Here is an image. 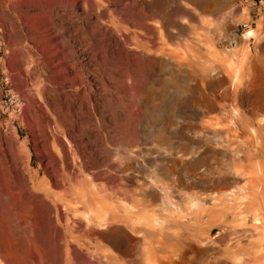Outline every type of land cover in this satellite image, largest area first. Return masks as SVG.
Masks as SVG:
<instances>
[{
	"label": "rangeland",
	"instance_id": "1",
	"mask_svg": "<svg viewBox=\"0 0 264 264\" xmlns=\"http://www.w3.org/2000/svg\"><path fill=\"white\" fill-rule=\"evenodd\" d=\"M100 1L0 0L8 50L0 49V264H264V216L257 223L251 213L264 203V194L256 192H264V7L254 0H214L204 26L184 11L193 1ZM144 6L157 9L163 30L176 34L172 48L178 59L150 63L141 72L145 86L131 89L140 52L123 36L128 30L146 32L150 22L143 28L138 19L128 21ZM248 27L252 35L244 32ZM148 58L143 62L153 60ZM75 72L85 93L67 98L66 79ZM203 118L208 131L231 118L240 129L221 135L223 143L213 136L209 141ZM149 176L166 191L148 183ZM238 188L256 204H239L247 201ZM197 194H206L205 212L193 208ZM84 195L126 220L120 224L134 237L110 242L106 228L87 220Z\"/></svg>",
	"mask_w": 264,
	"mask_h": 264
},
{
	"label": "bare ground",
	"instance_id": "2",
	"mask_svg": "<svg viewBox=\"0 0 264 264\" xmlns=\"http://www.w3.org/2000/svg\"><path fill=\"white\" fill-rule=\"evenodd\" d=\"M75 1H77V0H75ZM98 1H100V0H98ZM162 1V0H161ZM164 1V0H163ZM174 1V0H173ZM175 1H177V0H175ZM187 1V0H186ZM188 1H193L192 3L194 4V5H192V6H194V7H192V8H190V6H187V4H186V6H185V8H184V11L185 12H189V16H193V17H195V19L197 18H199V20L201 21V23H202V25H204V23H205V20H204V18H203V16H205V14H207L209 11H210V9H212L213 7H214V4H215V1L214 0H188ZM101 2V1H100ZM180 2V1H179ZM140 3H143V4H147L148 6L150 5V2H145L144 0H140ZM164 3L166 4L167 3V1L165 2L164 1ZM214 3V4H213ZM218 3V2H217ZM154 4H156V3H154ZM158 4H160V3H158ZM179 4V3H178ZM178 4H176L177 6H178ZM101 5V4H100ZM176 5H175V7H176ZM103 6V5H102ZM148 6H144V7H142V10H141V12H137V13H131V19H129L128 21H134L135 20V23H136V20L138 19L139 21L137 22V24H139V25H141L143 22L145 23V24H147L148 22H150V23H148L149 24V27H147L148 26V24H147V28H145L146 29V32L145 33H142V32H144V31H142V32H138L137 31V33L138 34H136L135 33V31H131L130 30V32H129V30L127 31V32H125V35L123 36V41H125L124 43H127L128 44V41L129 42H131V44L132 45H135V47L139 50V52H140V55H138L137 56V59H139L140 60V62H138V63H136L135 65H133V69H131V73L133 74V76H132V78H131V80H132V85L130 86V84L128 85V86H130L131 87V89H134V88H139V87H142L143 85H144V82H143V80H142V74H141V72L146 68V67H148L149 65H150V63L152 64V65H156V63L158 62V60L160 59V58H162V57H164V56H167L168 58H167V60H169L170 62H172L173 60H174V58H175V56H176V51L174 50V48H172V41L174 40V37L176 38V34L174 33V31H172V29H171V31L170 30H163L164 28L161 26V21L160 20H156L155 18L157 17V15H158V13H160L159 11H157V9H155V8H152V7H149V9H147V7ZM151 6H152V4H151ZM156 6H158V5H156ZM168 6H170V5H168ZM218 6V5H217ZM155 7V6H154ZM173 7V6H172ZM182 7V5L180 6V8ZM157 8H160V6H158ZM164 8V7H163ZM168 8V7H167ZM175 9H177V8H175ZM163 10V9H162ZM161 10V11H162ZM213 10V9H212ZM183 11V10H182ZM183 11V12H184ZM163 12H165V10L163 11ZM169 12V11H168ZM181 12V11H180ZM166 13V12H165ZM174 13V12H173ZM178 13V12H177ZM176 13V14H177ZM182 13V12H181ZM210 13V12H209ZM122 14V13H121ZM161 14H163V13H161ZM168 14V13H167ZM172 14V13H171ZM178 15V14H177ZM167 16V15H166ZM165 16V17H166ZM180 16H181V14H180ZM162 17V16H161ZM171 17V16H170ZM191 18L192 20H194V18ZM112 18H114V17H112ZM121 18V17H120ZM163 18V17H162ZM175 18V17H174ZM157 19H159V18H157ZM176 19V18H175ZM165 20V19H164ZM166 20H167V18H166ZM177 20H179V19H177ZM198 20V21H199ZM208 20V19H207ZM115 21V20H114ZM120 21V20H119ZM174 21V20H173ZM199 21V22H200ZM209 21V20H208ZM112 22H113V20H112ZM116 22V21H115ZM115 22H113V27L114 28H116L118 25H116L117 23H115ZM132 22H130V24L132 23ZM167 22V21H166ZM170 22V21H169ZM175 22V21H174ZM173 22V23H174ZM178 22V21H177ZM196 22H197V20H196ZM129 23V22H128ZM164 23V22H163ZM194 24V23H193ZM200 24V23H199ZM206 24V23H205ZM143 25V24H142ZM172 25V24H171ZM170 25V26H171ZM175 25L177 26L178 24H176L175 23ZM179 25H180V23H179ZM130 26V25H129ZM137 26V25H136ZM169 26V27H170ZM182 26H184V24L182 25ZM191 26H193V25H191ZM205 26V25H204ZM166 27V26H165ZM167 27H168V25H167ZM168 27V28H169ZM172 27V26H171ZM195 27V26H194ZM137 28H138V26H137ZM143 28H144V25H143ZM173 28V27H172ZM183 28V27H182ZM185 28V27H184ZM167 29V28H166ZM191 29V28H190ZM135 30V29H134ZM178 30V29H177ZM181 30V29H180ZM179 30V31H180ZM183 30V29H182ZM253 30H254V28H252V27H248L244 32H249V34H253L252 32H253ZM175 31H176V29H175ZM186 31V30H185ZM202 31V30H201ZM178 33V32H177ZM180 33V32H179ZM185 33V32H184ZM190 33V32H189ZM204 33H205V31H204ZM185 34H187V33H185ZM192 34V33H191ZM180 35H181V33H180ZM183 36V35H182ZM242 36H244V33L242 34ZM246 36V35H245ZM253 36H251L250 37V39L252 38ZM128 38V39H127ZM186 38V37H185ZM178 39V38H177ZM128 40V41H127ZM187 41V40H186ZM190 41H192V40H190ZM77 44V43H76ZM75 44V45H76ZM168 45V46H167ZM170 45V46H169ZM78 46V45H77ZM188 45H186V47H187ZM192 48V47H191ZM187 49H189V46H188V48ZM190 51V50H189ZM185 53V52H184ZM179 54V53H178ZM183 55V54H182ZM185 55H186V53H185ZM189 55V54H188ZM129 56V55H128ZM135 56V55H134ZM190 56V55H189ZM149 57V58H148ZM178 57V56H177ZM188 57V56H187ZM146 58H148L149 60H150V58H153V60H148L149 62V64L148 63H145L146 61H147V59ZM135 59V58H134ZM144 59H146V61H144L143 62V60ZM176 59H178V58H176ZM175 59V60H176ZM139 60H136V62L137 61H139ZM161 60V59H160ZM165 60H166V58H165ZM164 60V61H165ZM175 60L173 61L174 63H175ZM188 60H189V58H188ZM191 60V59H190ZM185 60H182V62H184ZM163 62V61H162ZM172 62V63H173ZM189 62V61H188ZM243 62V61H242ZM158 63H160V62H158ZM179 63V62H178ZM133 64V63H132ZM162 64V63H161ZM180 64V63H179ZM148 65V66H147ZM172 65V64H171ZM177 65V64H176ZM129 66V65H128ZM151 66V65H150ZM157 66V65H156ZM160 66V65H159ZM166 66V65H165ZM167 66H169V65H167ZM153 67V66H152ZM172 67V66H171ZM173 67H175V66H173ZM172 67V68H173ZM127 69H129V67L127 68ZM147 69V68H146ZM145 69V70H146ZM154 69H156V67L154 68ZM170 70H171V68H169ZM174 70V69H173ZM125 71V70H124ZM127 72V71H126ZM144 73V72H143ZM130 74V73H129ZM144 76V75H143ZM81 77V76H80ZM79 77V75H78V73H74L73 75H72V77H70L69 79L67 78L66 79V81H67V84H69L70 86L68 87H65V91H63V93L66 95V97L68 98V97H72V96H77L78 94H80L81 92L82 93H85V90H84V92H83V89H85V85L86 84H84L85 82H84V80L82 81L81 80V78ZM130 78V77H129ZM145 78H146V75H145ZM166 78V77H165ZM66 81H65V84H66ZM79 81H80V83H79ZM86 81V80H85ZM126 81H128V79L126 80ZM84 82V83H83ZM89 83H90V81H89ZM105 83V82H104ZM118 83V82H117ZM120 83V82H119ZM126 83H130V82H126ZM88 84V83H87ZM114 84H115V82H114ZM88 85H90V84H88ZM116 85V84H115ZM121 85V84H120ZM127 85V84H126ZM154 85V84H153ZM110 86V85H109ZM122 86V85H121ZM145 86V85H144ZM87 87H90V86H87ZM127 87V86H126ZM92 87H90L89 89H91ZM103 88V87H102ZM110 88V87H109ZM116 88V87H115ZM87 89V88H86ZM108 89V86H105V90H107ZM111 89H113L114 90V85H113V88H111ZM117 89V88H116ZM116 89L114 90V91H116ZM66 90H72V91H74V92H76V93H68V92H66ZM97 90V89H96ZM99 90V89H98ZM103 91V90H102ZM111 92H112V90H111ZM203 92V91H202ZM96 93V92H95ZM102 93H104V92H102ZM107 93V92H106ZM200 94H201V92H200ZM205 95V94H204ZM203 95V96H204ZM229 95V94H228ZM208 96V95H207ZM216 96V95H215ZM200 97V96H199ZM206 97V96H205ZM211 97V96H210ZM214 98V97H213ZM200 99H201V97H200ZM209 99V98H208ZM205 100V99H204ZM207 100V99H206ZM205 100V101H206ZM210 100V99H209ZM212 100V103H213V100L214 99H211ZM199 101H202V99L201 100H199ZM216 102V101H215ZM206 103V102H205ZM210 103V102H209ZM217 103V102H216ZM201 104V103H200ZM207 105H208V103H207ZM210 105H212V104H210ZM214 105V104H213ZM212 105V106H213ZM216 105V104H215ZM203 106V105H202ZM201 106V107H202ZM218 106V105H217ZM205 107V106H204ZM215 107V106H214ZM214 107H212V108H214ZM220 107V106H219ZM71 108V107H70ZM199 108V107H198ZM203 108V107H202ZM206 108H208L207 106L204 108V109H206ZM211 108V107H210ZM211 108V109H212ZM217 108V107H216ZM210 109V110H211ZM198 110V109H197ZM218 110V109H217ZM220 110V109H219ZM222 110V109H221ZM199 111V110H198ZM206 111H208V110H206ZM214 111V113H215V109L213 110ZM213 111H211V112H213ZM222 111H225V110H222ZM68 112H70V111H68ZM197 112V111H196ZM200 112V111H199ZM198 112V113H199ZM203 112V111H202ZM252 112V111H251ZM197 113V114H198ZM238 113V112H237ZM237 113H236V115L234 114V112H233V114H232V116H234V117H236V116H238L237 115ZM200 114V113H199ZM201 114H204V113H201ZM207 114V113H206ZM205 114V115H206ZM208 115V114H207ZM202 116V115H201ZM254 117H257L256 115H253ZM199 117V116H198ZM209 117V116H208ZM199 118H201V117H199ZM211 118V117H210ZM238 117H236V119H237ZM208 119V118H207ZM213 119V118H212ZM211 119V120H212ZM215 120H216V118H214ZM225 119V118H224ZM227 119V118H226ZM232 119V118H231ZM231 119H230V121H229V123H226L225 125L223 124V125H219V126H221V127H217V128H214V129H212L211 131L209 130H205V129H207L208 128V126H209V121H208V125H207V123H206V125L207 126H205V121L206 120H204V118L202 119V121L204 120V124L202 125L204 128H202V129H204L205 131H204V133H203V135L204 136H206V137H209V141H211V136H213L214 138L215 137H218L219 139H221L222 140V143H223V138H222V136L221 135H223V134H226V135H229L230 133H235L236 131H237V129L239 128H237V126H239V124H237V122H232L231 121ZM238 119H240V118H238ZM237 119V120H238ZM253 119V118H252ZM251 119V120H252ZM199 120V119H198ZM209 120V119H208ZM219 120V119H218ZM241 120V119H240ZM184 121V120H183ZM201 121V120H200ZM227 121V120H226ZM225 121V122H226ZM253 122H254V120H252ZM257 121V120H256ZM186 122V121H185ZM216 122H218V121H216ZM231 122V123H230ZM239 122V121H238ZM253 122H252V124H253ZM198 123V122H197ZM201 123H203V122H201ZM201 123H200V126H201ZM248 123H249V121H248ZM247 123V124H248ZM255 123V122H254ZM199 124V123H198ZM219 124V123H218ZM218 124L217 125H215V126H218ZM243 123L240 121V125H242ZM259 124V123H258ZM211 125V124H210ZM245 125H243L242 127H244ZM261 126H263V125H261ZM212 127H214V125L212 126ZM235 127V128H234ZM249 128H247V129H250V132H251V128L253 127H251L250 125L248 126ZM199 128V127H198ZM245 128V127H244ZM259 128H261V127H259ZM200 130H201V128H199ZM240 129V128H239ZM264 129V128H263ZM263 129H262V131H263ZM196 130H197V128H196ZM243 130V129H242ZM245 130V129H244ZM254 130H256L255 129V126H254V128H253V131H252V133H255L254 132ZM258 131H256V133H257ZM260 132H261V130H260ZM197 133V132H196ZM199 133V132H198ZM238 133V132H237ZM251 133V134H252ZM241 134V133H240ZM258 134V133H257ZM226 135H224V136H226ZM234 135H236V134H234ZM233 135V136H234ZM256 135V134H255ZM198 136V135H197ZM197 136L195 137V135H194V137L195 138H197ZM199 136H201V133H199ZM231 136V135H230ZM229 136V137H230ZM238 136V135H237ZM251 136V135H250ZM211 137V138H210ZM227 137V136H226ZM236 137V136H235ZM239 137V136H238ZM254 136L252 135V138H253ZM257 136H255V138H256ZM201 138H203V136L201 137ZM205 138V137H204ZM240 138V137H239ZM242 138V137H241ZM240 138V139H241ZM251 138V140L253 141V139ZM254 138V140L256 141V139ZM264 138V137H263ZM262 138V139H263ZM232 139H234V138H232ZM245 138H243L242 140H244ZM73 140V139H72ZM95 140H97V139H95ZM205 140V139H204ZM228 140H231V139H228ZM227 139H226V141H228ZM239 140V139H238ZM241 140V141H242ZM165 141V140H164ZM179 141H181V140H179ZM201 141H203L202 139H201ZM66 142V141H65ZM69 142V141H68ZM102 142V141H101ZM152 142V141H151ZM158 142V141H157ZM196 142V141H195ZM233 142V141H232ZM245 142H246V139H245ZM254 142V141H253ZM256 142H258L259 143V140L258 141H256ZM264 142V141H263ZM96 143V142H95ZM94 142H93V144H95ZM160 143V142H159ZM163 143V142H162ZM169 143V142H168ZM189 143V142H188ZM197 143V142H196ZM217 143H219L218 141H217ZM217 143H215V145L217 144ZM221 143V144H222ZM248 143H249V141H248ZM247 143V144H248ZM69 144H70V142H69ZM91 144V143H90ZM133 144V143H132ZM164 144V143H163ZM162 144V145H163ZM220 144V143H219ZM226 144H227V142H226ZM228 144H229V142H228ZM228 144H227V146H228ZM237 144H239V142L237 143ZM262 144V143H261ZM65 145H67V144H65ZM87 145V144H86ZM100 145V144H99ZM161 145V146H162ZM198 145H199V143H198ZM253 146L255 145V144H252ZM264 145V144H263ZM70 146V145H69ZM101 146V145H100ZM165 145H163L162 147H164ZM178 146V145H177ZM185 146H187V145H185ZM223 146V145H222ZM235 146V145H234ZM233 146V147H234ZM238 146V145H237ZM236 146V147H237ZM242 146V145H241ZM257 146V145H256ZM255 146V147H256ZM107 147V146H106ZM181 147H182V145H181ZM210 147V146H209ZM229 147L230 148H232L231 147V145L229 144ZM178 148V147H177ZM197 147H195V149H196ZM222 148V147H221ZM223 148H225V146L223 147ZM228 148V147H227ZM237 148H239V147H237ZM237 148H236V150L235 151H241L240 149H238L237 150ZM263 148H264V146H263ZM100 149V148H99ZM106 149V148H105ZM164 149V148H163ZM166 149V148H165ZM199 149V148H198ZM226 149V148H225ZM233 149V148H232ZM235 149V148H234ZM257 149V148H256ZM255 149V150H256ZM101 150V149H100ZM184 150H186V148L184 149ZM187 150H189V149H187ZM75 151V150H74ZM101 151H105V150H101ZM128 151V150H127ZM130 151V150H129ZM196 151V150H195ZM226 151V150H225ZM235 151H233V153L235 152ZM242 151H244V150H242ZM72 152H73V150H72ZM77 152V151H76ZM75 152V153H76ZM89 152V151H88ZM179 152V151H178ZM186 152V151H185ZM224 152V151H223ZM227 152H228V150H227ZM255 152V151H254ZM172 153V152H171ZM177 153V152H176ZM175 153V154H176ZM181 153V152H180ZM188 153H192L191 152V150H190V152H188ZM102 154V153H101ZM169 154V153H168ZM167 154V155H168ZM183 154H185L184 152H183ZM230 154H232V153H230ZM244 154V153H243ZM72 155H73V153H72ZM76 155V154H75ZM74 155V156H75ZM78 155V154H77ZM109 155V154H108ZM121 155H123V154H121ZM120 155V156H121ZM180 155H182V154H180ZM191 155H193V154H191ZM237 155V154H236ZM239 155V154H238ZM237 155V156H238ZM93 156V155H92ZM101 156V155H100ZM124 156V155H123ZM148 156H150V155H148ZM171 156V155H170ZM176 156V155H175ZM185 156H187V154L185 155ZM89 157H91V156H89ZM144 157V156H143ZM181 157V156H180ZM179 157V158H180ZM188 157V156H187ZM191 157V156H190ZM176 158V157H175ZM174 158V159H175ZM178 158V157H177ZM186 158V157H185ZM182 159H184V158H182ZM189 159V158H188ZM95 162V161H94ZM123 162V161H122ZM122 162H120L121 164H122ZM83 163V162H82ZM105 163H108V162H105ZM124 163H126V162H123V164ZM104 164V163H103ZM128 164V163H127ZM105 165V164H104ZM108 165H110V163L108 164ZM217 165V164H216ZM236 165V164H235ZM238 165V164H237ZM113 166V165H112ZM114 166H115V164H114ZM123 166H125V165H123ZM203 166V165H202ZM229 166V165H228ZM239 166H242V164L240 165L239 164ZM106 167V166H105ZM109 167V166H108ZM120 167H122L121 165H120ZM208 167V166H207ZM212 167V166H211ZM123 168V167H122ZM125 168H126V166H125ZM215 168V167H214ZM228 168V167H227ZM229 168H231V167H229ZM238 168H240V167H238ZM124 169V168H123ZM127 169V168H126ZM220 169V168H219ZM226 169V168H225ZM225 169H223L224 171H225ZM241 169H242V167H241ZM122 170V169H121ZM217 170H218V168H217ZM216 170V171H217ZM227 170V169H226ZM68 171V170H67ZM206 171H208V170H206ZM213 172H215L214 171V169L212 170ZM111 172V171H110ZM125 172V171H124ZM202 172V171H201ZM229 172V170H227V173ZM199 173V172H198ZM208 173V172H207ZM206 173V174H207ZM217 173H218V171H217ZM216 173V174H217ZM239 173V172H238ZM241 173V172H240ZM172 174V173H171ZM221 174H222V172H221ZM220 174V175H221ZM229 174V173H228ZM243 174V173H242ZM244 174H247V173H244ZM63 175H65V174H63ZM209 175V174H208ZM207 175V176H208ZM215 175V174H214ZM220 175H218V176H220ZM225 175V174H224ZM248 175V174H247ZM197 176V175H196ZM226 176V175H225ZM231 175H229V177H230ZM245 176V175H244ZM205 177V176H204ZM209 177V176H208ZM215 177H217V176H215ZM222 177V176H221ZM239 177V176H238ZM198 179L197 180H199V175H198V177H197ZM218 178V177H217ZM223 178V177H222ZM226 178V177H225ZM243 178V177H242ZM65 179L68 181H70L71 179H70V177L68 176V175H65V177H64V181H65ZM205 179V178H204ZM207 179V178H206ZM210 179V178H209ZM213 179V178H212ZM224 179V178H223ZM234 179V178H233ZM239 179V178H238ZM237 178H236V180H238ZM244 180H245V178H243ZM250 179H252V178H250ZM124 180H125V177H124ZM211 180V179H210ZM210 180H208V181H210ZM218 180H219V178H218ZM221 180V181H220ZM219 181L220 182H222V179H220ZM228 180V179H227ZM247 180V179H246ZM63 181V180H62ZM147 181H149L148 183H150L154 188H159V189H165V187H163L159 182V180H157V178H156V176H149V179L147 180ZM202 181V180H201ZM213 181V180H212ZM243 181V180H242ZM87 182V181H86ZM145 182V181H144ZM232 182V181H231ZM237 182H239L240 183V181H237ZM76 183V182H75ZM238 183V184H239ZM252 183V182H251ZM144 184V183H143ZM233 184V183H232ZM253 184H255V182L253 183ZM145 185H146V183H145ZM148 185V184H147ZM243 185H245V184H243ZM243 185L241 186H237V187H243ZM252 185V184H251ZM262 185H264V184H262ZM255 186V185H254ZM146 187V186H145ZM152 187V188H153ZM236 187V186H235ZM258 187V186H257ZM262 187V186H261ZM252 188V187H251ZM259 188H260V185H259ZM145 189H147V188H145ZM150 189V188H149ZM232 189V188H231ZM239 189V188H238ZM250 189V188H249ZM93 190V189H92ZM241 190V194H243L244 196H242V198L244 199V200H246L247 202H243V203H239V204H244V206H249V207H252L254 204H256L254 201H252L251 199H249V197L247 196V191H246V189L245 188H243V189H239V191ZM262 190H264L263 188H262ZM117 191V190H116ZM122 191H124L123 193H125V189L123 190L122 189ZM121 191V192H122ZM166 191V189L164 190V192ZM235 191V190H234ZM237 191V190H236ZM235 191V192H236ZM239 191H238V193H239ZM252 191H253V189H252ZM99 192H101V190L99 191ZM221 192V191H220ZM225 192V191H224ZM226 192H228V191H226ZM250 192H251V189H250ZM249 192V193H250ZM256 192H260L261 194L263 193L264 194V192H262V191H258V190H256ZM255 191L253 192V194H255L256 193ZM223 193V192H222ZM229 193V192H228ZM237 192L235 193V194H238ZM58 194V193H57ZM95 194V193H94ZM105 194V193H104ZM166 194V196H167V193H165ZM202 194V193H201ZM207 194V193H206ZM206 194H204V195H206ZM211 194V193H210ZM251 194V193H250ZM96 195V194H95ZM101 195V194H100ZM204 195H202L201 197H199L198 198V196H200V195H196L197 196V198L196 197H194L195 199H192V200H195L196 202L193 204V208H195V209H197V212L198 211H201V210H203L204 211V209L203 208H206L205 206L203 207V205H205V203H206V197L204 196ZM208 195H209V193H208ZM213 195V194H212ZM212 195L210 196V197H212ZM214 195H215V193H214ZM219 195V194H218ZM222 195V194H221ZM220 195V196H221ZM224 196L226 195L228 198H230V196H229V194H223ZM252 195V194H251ZM123 196V195H122ZM193 196V195H192ZM191 196V197H192ZM217 195H215V197H216ZM219 196V197H220ZM255 196H258V194H255ZM261 196V195H260ZM263 196V195H262ZM84 197H85V199H84V201L82 202L84 205H85V208H87V212H86V214H87V220L89 221V223H92V224H96L97 226L99 225V226H102L103 228H106L108 231H105L104 232V236H107L110 240V242H113V243H120V242H124V240H125V242H127V241H130V238H132V237H134L133 235H130V236H128V234H126L127 232H128V230L130 229H127L128 227V225L126 224V227H124L125 225L123 224V223H126V222H124V221H126V220H124L123 219V221H122V219L120 218V216L119 215H117V213H115L114 211H112V210H110V211H106V210H104V206H105V204H102V203H104V202H101V201H98V202H100L99 204L95 201L96 200V198H94L93 200V202L90 200V199H88V198H86V196L84 195ZM223 197V196H222ZM234 196H232V198H233ZM236 197V196H235ZM100 198V197H99ZM105 198V197H104ZM107 198V197H106ZM227 198V199H228ZM232 198H230V200L232 199ZM236 198H240L239 200H241V195L239 194V197H236ZM256 198V197H255ZM102 199H103V197H102ZM212 199V201H213V199L214 200H216L215 198H211ZM218 199V198H217ZM259 199V198H258ZM262 199V198H261ZM260 199V200H261ZM98 200H100V199H98ZM128 200V199H127ZM225 200H226V198H225ZM223 201V202H227L228 201V203H230V200L228 199V200H226V201ZM237 200V199H236ZM254 200V199H253ZM259 200V201H260ZM218 201H219V199H218ZM220 201H221V199H220ZM220 201H219V203H220ZM242 201V200H241ZM256 201V200H255ZM263 201V200H262ZM97 203V205H99V206H97V208L96 209H93V204L94 203ZM194 202V201H193ZM215 202V201H214ZM238 202V201H237ZM257 202H258V200H257ZM231 203H233V202H231ZM230 203V204H231ZM173 205H175L174 204V202L172 203ZM229 204V205H230ZM253 204V205H252ZM260 206H262L263 208V210H264V203H261V202H259L258 203ZM92 205V206H91ZM95 205V204H94ZM178 205V204H177ZM176 205V206H177ZM252 205V206H251ZM130 206H131V204H130ZM166 206V205H165ZM231 206V205H230ZM137 207V206H136ZM135 207V208H136ZM178 207V206H177ZM180 207V206H179ZM178 207V208H179ZM235 207H237V206H235ZM248 207V208H249ZM134 208V207H133ZM245 208V207H244ZM54 209V208H53ZM231 209H233L234 210V207L232 206V208ZM247 209V208H246ZM262 209H261V207H257V206H254V207H252L251 208V213L253 214V218H254V222L256 221L257 223H260V220H259V217H260V215H263L264 216V212L262 213ZM147 210V209H146ZM193 210V209H192ZM248 210H250V208L249 209H247L246 211H248ZM55 211V210H54ZM106 211V212H105ZM120 211V210H119ZM138 211V208H136V212ZM141 211V210H140ZM183 211V210H182ZM194 211V210H193ZM208 210H206V212H207ZM241 211V210H240ZM243 211H245V210H243ZM242 211V212H243ZM135 212V211H134ZM205 212V211H204ZM227 212V211H226ZM235 212V211H234ZM238 212H239V210H238ZM132 213L133 212H131V215H132ZM191 213V212H190ZM249 213V212H248ZM135 214H137V213H135ZM134 213H133V215H135ZM143 214V213H142ZM201 214H202V212H201ZM238 214V213H237ZM240 214V213H239ZM244 214V213H243ZM59 215V214H58ZM57 215V216H58ZM233 215V214H232ZM127 216V215H126ZM259 216V217H258ZM252 218V217H251ZM263 219V218H262ZM261 219V220H262ZM245 220V219H244ZM264 220V219H263ZM77 221V220H76ZM120 221H121V223L124 225H122V224H120ZM78 222H80L79 220L77 221V223ZM141 222V221H140ZM214 222V221H213ZM244 222V221H243ZM246 222V221H245ZM264 222V221H263ZM74 223H76V222H74ZM128 223V222H127ZM128 224H130V223H128ZM263 224V223H262ZM94 225H92V226H94ZM132 225V224H131ZM69 226V225H68ZM68 226H66V228H68ZM89 226V225H88ZM87 226V227H88ZM130 226V225H129ZM135 226V225H134ZM133 226V227H134ZM244 226H245V224H244ZM90 227L91 226H89L88 228V230L90 231V230H92V229H90ZM96 227V226H95ZM95 227H94V229H95ZM133 227H131V229L133 230V232H134V228ZM255 227V230H257L259 227L261 228V224L260 225H258V228L256 229V225L254 226ZM263 227V226H262ZM70 228V227H69ZM75 228H76V226H75ZM98 228V227H97ZM147 228V227H146ZM77 229V228H76ZM261 229H263V228H261ZM72 230H73V228H72ZM86 230H87V228H86ZM99 230H101V229H99L98 228V231ZM102 230H105V229H102ZM102 230H101V232L100 233H102ZM236 230V229H235ZM254 230V229H253ZM97 231V230H96ZM96 231H94V232H96ZM97 231V232H98ZM130 231V230H129ZM238 231V230H237ZM240 231V230H239ZM261 231V230H260ZM264 231V230H263ZM136 232V231H135ZM143 232V231H142ZM148 232V231H147ZM241 232V231H240ZM99 233V232H98ZM97 233V234H98ZM260 233V232H259ZM258 232H257V234H259ZM133 234V233H132ZM147 234V233H146ZM238 234V233H237ZM72 235V234H71ZM102 235V234H101ZM253 235V234H252ZM99 237H100V234L98 235ZM254 236H256V235H254ZM253 236V237H254ZM103 237V236H102ZM257 237V236H256ZM258 237H259V235H258ZM264 237V236H263ZM147 238V237H146ZM145 239V238H144ZM147 240V239H146ZM264 240V239H263ZM252 242V241H251ZM250 242V243H251ZM128 243V242H127ZM241 243V242H240ZM252 243H254V242H252ZM263 244H264V242H263ZM233 245V244H232ZM251 245V244H250ZM147 246H148V244H147ZM253 246H254V244H253ZM255 246H258V244L257 245H255ZM262 246V245H261ZM264 246V245H263ZM149 247H150V249L151 250H156L155 248H153L152 249V247H151V245H149ZM238 248H239V246H238ZM256 248V247H255ZM145 249H147V247L145 248ZM150 249H148L149 251H150ZM246 249V248H245ZM257 249V248H256ZM147 250V251H148ZM153 250V251H154ZM233 250V249H232ZM240 250H244V248L243 249H240ZM146 251V252H147ZM148 251V252H149ZM237 251V250H236ZM251 251V250H250ZM263 251H264V249H263ZM63 252V251H62ZM123 252V251H122ZM152 252V251H151ZM155 252V251H154ZM153 252V253H154ZM232 252V251H231ZM238 252V251H237ZM40 253V252H39ZM42 253V252H41ZM150 253V252H149ZM241 253V252H240ZM255 253V252H254ZM2 254V253H1ZM155 254V253H154ZM154 254H152V255H154ZM233 254V253H232ZM238 254H239V252H238ZM248 254V253H247ZM246 253H244V255H247ZM156 255V254H155ZM155 255H154V257H155ZM235 255V256H234ZM239 255H241V254H239ZM67 256V255H66ZM249 256V255H248ZM52 257V256H51ZM150 257H152L151 255H150ZM150 257H148V254H147V258L149 259ZM152 258V260H154L155 258ZM232 257L234 258V257H236V254H235V252H234V254L232 255ZM246 257V256H245ZM244 257V258H245ZM249 258V257H248ZM253 258V257H252ZM251 258V259H252ZM256 258V257H255ZM261 258V257H260ZM259 258V259H260ZM229 259H232V258H229ZM254 259V258H253ZM152 260H150V261H152ZM238 260V259H237ZM246 260V259H245ZM255 260V259H254ZM158 261V260H157ZM230 261H233V260H230ZM252 261V260H251ZM262 261V260H261ZM44 262H46V260L44 261ZM149 262V261H148ZM153 262V261H152ZM225 262V261H224ZM237 262V261H236ZM239 262V264H240V260L238 261ZM245 262V261H244ZM65 263V262H64ZM230 263V262H229ZM246 263V262H245ZM153 264V263H152ZM231 264V263H230Z\"/></svg>",
	"mask_w": 264,
	"mask_h": 264
},
{
	"label": "built area",
	"instance_id": "3",
	"mask_svg": "<svg viewBox=\"0 0 264 264\" xmlns=\"http://www.w3.org/2000/svg\"><path fill=\"white\" fill-rule=\"evenodd\" d=\"M254 2L264 7V0H254ZM243 26L246 27L247 24H244ZM3 34H4V30L0 24V49L6 53V52H8V50L5 49V47H4Z\"/></svg>",
	"mask_w": 264,
	"mask_h": 264
}]
</instances>
